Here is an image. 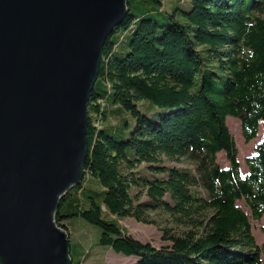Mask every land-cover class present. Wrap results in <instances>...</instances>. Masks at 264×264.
Masks as SVG:
<instances>
[{"label": "trees", "instance_id": "1", "mask_svg": "<svg viewBox=\"0 0 264 264\" xmlns=\"http://www.w3.org/2000/svg\"><path fill=\"white\" fill-rule=\"evenodd\" d=\"M229 116L247 141L261 132L247 172ZM87 141L82 181L55 216L69 233L71 264L90 252L73 233L84 220L97 227L95 245L137 264H264L252 224L264 216V0H128L102 47ZM180 158L195 168L166 162ZM157 208L212 213L198 229L163 228L160 245L121 222H150Z\"/></svg>", "mask_w": 264, "mask_h": 264}, {"label": "water", "instance_id": "2", "mask_svg": "<svg viewBox=\"0 0 264 264\" xmlns=\"http://www.w3.org/2000/svg\"><path fill=\"white\" fill-rule=\"evenodd\" d=\"M128 0H0V264H71L56 222L82 181L102 47Z\"/></svg>", "mask_w": 264, "mask_h": 264}, {"label": "rangeland", "instance_id": "3", "mask_svg": "<svg viewBox=\"0 0 264 264\" xmlns=\"http://www.w3.org/2000/svg\"><path fill=\"white\" fill-rule=\"evenodd\" d=\"M166 1L169 2V0ZM155 15L157 17L161 16L159 13H155ZM139 106L141 109H143V103L141 101ZM228 124L233 132L235 142L239 147V158L242 163L243 170L244 172H247L246 157L254 153L256 143L261 140V132L256 139L247 141L242 134L241 123L238 119L229 116ZM218 161L223 166L228 165L224 153H219ZM166 162L170 165L192 168H195L196 165L193 160L187 158H180L179 160L168 159ZM195 188H197L200 196L203 198L207 197V191L201 185L195 186ZM142 190L145 191V188H142ZM143 191L140 190V192ZM145 194L146 193L141 194V197H145ZM211 213V209L200 210L198 213L193 215L194 218H187L184 215H178L177 213L174 214L166 209L157 208L147 211L148 218L151 220L150 222L138 221L132 216L124 217L121 222L139 239L151 241L154 245H160L162 243L161 235L163 233V228H172L176 232H182L183 230H187L189 228L198 229L200 220L205 219L206 216H210ZM252 224L256 241L259 244L264 243V216L258 221L252 219ZM94 229L96 230L95 241L97 243V227L90 224L88 221H80L77 229L73 231L74 235L79 240L85 242V247L87 250L86 254L90 251L83 258L82 264H137V256L135 255H125L121 252L114 251L112 248L105 249V247H102V245H95L94 240L91 241V239H94Z\"/></svg>", "mask_w": 264, "mask_h": 264}, {"label": "bare ground", "instance_id": "4", "mask_svg": "<svg viewBox=\"0 0 264 264\" xmlns=\"http://www.w3.org/2000/svg\"><path fill=\"white\" fill-rule=\"evenodd\" d=\"M102 58V57H101Z\"/></svg>", "mask_w": 264, "mask_h": 264}]
</instances>
